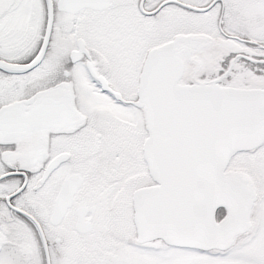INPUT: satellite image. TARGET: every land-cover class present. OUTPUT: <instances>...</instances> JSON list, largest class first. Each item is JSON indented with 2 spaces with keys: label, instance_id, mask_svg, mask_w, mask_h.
<instances>
[{
  "label": "snow or ice",
  "instance_id": "6c2138e0",
  "mask_svg": "<svg viewBox=\"0 0 264 264\" xmlns=\"http://www.w3.org/2000/svg\"><path fill=\"white\" fill-rule=\"evenodd\" d=\"M0 264H264V0H0Z\"/></svg>",
  "mask_w": 264,
  "mask_h": 264
}]
</instances>
